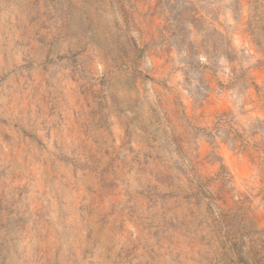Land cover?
Segmentation results:
<instances>
[{
  "label": "rangeland",
  "instance_id": "374dc122",
  "mask_svg": "<svg viewBox=\"0 0 264 264\" xmlns=\"http://www.w3.org/2000/svg\"><path fill=\"white\" fill-rule=\"evenodd\" d=\"M253 28L264 0H0V264H264Z\"/></svg>",
  "mask_w": 264,
  "mask_h": 264
},
{
  "label": "trees",
  "instance_id": "16d2710c",
  "mask_svg": "<svg viewBox=\"0 0 264 264\" xmlns=\"http://www.w3.org/2000/svg\"><path fill=\"white\" fill-rule=\"evenodd\" d=\"M251 31H252V35L254 37V41L256 42V44H258L259 46H264V35L261 34L260 32H256L254 28ZM222 168H225V166L222 165ZM200 193L203 194L205 197L207 196L205 190L201 189ZM232 249L237 251V253L240 255L245 251L244 247L239 246L237 242L233 243Z\"/></svg>",
  "mask_w": 264,
  "mask_h": 264
}]
</instances>
